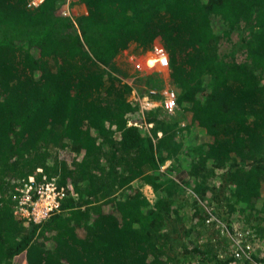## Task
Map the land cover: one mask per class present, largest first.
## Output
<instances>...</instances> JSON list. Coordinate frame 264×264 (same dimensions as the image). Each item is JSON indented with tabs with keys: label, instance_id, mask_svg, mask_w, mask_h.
<instances>
[{
	"label": "trees",
	"instance_id": "trees-1",
	"mask_svg": "<svg viewBox=\"0 0 264 264\" xmlns=\"http://www.w3.org/2000/svg\"><path fill=\"white\" fill-rule=\"evenodd\" d=\"M30 1L0 0V264L22 252L25 264H186L195 254L220 264L225 236L198 239L211 227L209 204L261 242L264 0H81L75 15L77 0ZM158 42L179 108L143 116L117 57ZM223 166L227 186L213 193ZM44 173L69 194L46 220L26 222L13 193ZM183 204L197 220L187 242L173 235Z\"/></svg>",
	"mask_w": 264,
	"mask_h": 264
},
{
	"label": "built area",
	"instance_id": "built-area-1",
	"mask_svg": "<svg viewBox=\"0 0 264 264\" xmlns=\"http://www.w3.org/2000/svg\"><path fill=\"white\" fill-rule=\"evenodd\" d=\"M41 1L31 0L29 5H38ZM153 50L159 55L156 58L146 57L145 67L154 68L157 65L170 67V56L164 46L155 44ZM135 58V54L131 53L130 60ZM134 101L139 104L142 114L159 106L164 113L175 114L179 108L176 89L170 85L162 89L151 87L144 94L136 91ZM131 123L142 124L137 121ZM68 194V186L60 183L57 176H48L44 173L38 178L35 174L29 175L16 186V192L13 193L16 199L15 213L26 222H42L60 210L62 200ZM207 222L211 224L216 222L217 228L221 231L220 237L225 236L228 240V247L221 248L218 253L219 258L223 260L220 264H264V252L260 250L263 248L260 246L262 242H259L257 234L251 228L238 224L231 227L211 209Z\"/></svg>",
	"mask_w": 264,
	"mask_h": 264
},
{
	"label": "rangeland",
	"instance_id": "rangeland-1",
	"mask_svg": "<svg viewBox=\"0 0 264 264\" xmlns=\"http://www.w3.org/2000/svg\"><path fill=\"white\" fill-rule=\"evenodd\" d=\"M68 5H69V2H68ZM70 6H72V8L70 9V11L72 10V12L75 14L77 13H82L84 12L86 9L85 8V4L83 1L81 0H77V1H74V2H70ZM73 15V14H72ZM215 18H218V17H215ZM217 21H220L217 19ZM221 22V21H220ZM220 22H218V24H220ZM236 37H237V33L236 32H233L232 35H231V39L230 38H227V37H222L221 38V42H220V51L221 52H224L226 51L227 49H231L232 47V43L236 40ZM157 44H160L162 45L161 43H157ZM135 43H131V45L125 49L118 57H117V63L118 65L124 69V71H126V75H124V78L127 76L126 79H129L134 87V92H131L129 98L133 99L134 100V96H135V93H136V89L138 91H141L142 88L144 87H158V86H161L162 83H163V80H162V77L160 76V74H158L159 70H161L160 66H157V69H155V71H148L150 69H147L145 67V59L146 57H149V58H156L159 54L158 52L157 53H152V52H155L153 48H150V49H141V50H135ZM163 46V45H162ZM165 48V47H164ZM151 52V53H149ZM131 53H134L136 58L134 60H130V54ZM240 57H242V54L239 55ZM138 63H140L143 68H141V65H139ZM170 68L169 67H163L162 70H169ZM161 70V71H162ZM147 74V76L145 77V75ZM124 79V80H126ZM170 81V79H169ZM161 84V85H160ZM160 88V87H158ZM140 107V106H139ZM177 115V114H176ZM187 120H183L182 121V124H186ZM182 160H180L178 162L181 163L182 165H184L185 167H189L186 164L183 163V160L185 159V157H181ZM172 160L171 159H168L166 160V162L164 163V165L162 166V168H165V170H169V168H171L170 172H174V167L171 166L172 164ZM175 163H173L174 165ZM226 167L223 166L221 169H220V172H221V175H218L215 180H213L214 184H213V189L211 188V190L214 192H217L219 193V188L223 187L224 186H227V180L225 181V175H226ZM173 170V171H172ZM179 171V170H178ZM177 172V171H176ZM194 179L192 180V184H194ZM137 184V182H135ZM144 191L146 192V194L148 196H151V193H153V191L151 190V185H145L143 187ZM210 189V187H209ZM188 190L192 191L191 188L189 187ZM207 193V192H206ZM205 193V195H206ZM155 197V196H154ZM212 194L210 191H208L207 193V196H206V199L207 201H211L213 200L212 199ZM207 201L205 200V203H207ZM184 207H181L178 205V213L179 215L182 216L183 220H182V223L183 224H177L178 228L175 229L176 231H174L173 235L175 236V239L176 241H178L179 239L182 240V241H188V238H190L189 236L186 235L185 233V228L187 226H190L191 224H193L195 221H197L196 219H194L193 217V213L195 211V208H193L192 205L188 204H183ZM214 206L215 205H211L210 204L208 206H206L208 209H211L212 211H214ZM217 209V208H216ZM175 216V215H174ZM208 216V215H207ZM207 218V217H206ZM222 219V218H221ZM224 220L225 222H227L229 225H230V222L226 221L225 219H222ZM233 221L235 222H239L238 220H236L235 217H233ZM165 224L166 226H168L169 228H171V220L170 218H168L166 221H165ZM174 224V223H173ZM210 224L211 227L207 226L206 227V234L205 232L201 235H199V243L202 244V246H206V244H208L207 242V239H208V233L209 231L210 232V235H214V237L217 239L220 238V230L217 228V224L216 223H208ZM184 225V226H183ZM166 226L164 227L165 230H167ZM173 226V225H172ZM200 228H203L202 225H199ZM81 231V234H83L85 231L84 229H80ZM196 232L193 233V237L196 236ZM175 241V242H176ZM262 242V245H260L261 247H263L262 249L260 250H263L264 252V239L261 241ZM217 243V242H216ZM180 244L182 245V242L180 241ZM181 245H178L177 247H172L171 249L174 251V250H177L179 253L181 252L182 248H180ZM189 245V244H188ZM191 246V245H189ZM179 247V248H178ZM178 248V249H177ZM189 250V249H188ZM172 251V252H173ZM175 252V251H174ZM193 259V260H192ZM200 259V260H199ZM202 258H200L197 254L193 255V257H191V260H187L186 261V264H204L202 261H201ZM26 263V255H25V252H22L20 254H18L17 256H15L14 258V261H13V264H25Z\"/></svg>",
	"mask_w": 264,
	"mask_h": 264
},
{
	"label": "crops",
	"instance_id": "crops-1",
	"mask_svg": "<svg viewBox=\"0 0 264 264\" xmlns=\"http://www.w3.org/2000/svg\"><path fill=\"white\" fill-rule=\"evenodd\" d=\"M85 8H86V6H85ZM85 10V9H84ZM159 43V42H158ZM135 47V46H134ZM149 53H151V52H149ZM152 53H157V52H152ZM157 66H159V65H157ZM157 66L156 67H154V68H147V69H150V70H148V71H155V69H157ZM160 68H161V70L163 69V67L162 66H160ZM170 68V67H169ZM159 70V72H158V74H160V76L162 77V80H163V83H162V85L161 86H158V87H160L159 89H162V88H164V87H167V86H173L172 85V83L169 81V79H170V69L169 70ZM147 76V74L145 75V77ZM127 78V76L124 78V79H126ZM126 81H130L129 79H126ZM129 83H131V82H129ZM132 84V83H131ZM155 87V86H154ZM158 87H156V88H158ZM149 88H151L150 86H148V87H144V88H142V90L141 91H139L140 93H145ZM136 91H138L137 89H136ZM132 92H134V87H133V89H132ZM132 98V97H131ZM130 98V99H131ZM133 100V99H132ZM139 110H140V107H139ZM145 114H143V116H144ZM231 226V225H230Z\"/></svg>",
	"mask_w": 264,
	"mask_h": 264
},
{
	"label": "bare ground",
	"instance_id": "bare-ground-1",
	"mask_svg": "<svg viewBox=\"0 0 264 264\" xmlns=\"http://www.w3.org/2000/svg\"><path fill=\"white\" fill-rule=\"evenodd\" d=\"M163 67V66H162Z\"/></svg>",
	"mask_w": 264,
	"mask_h": 264
}]
</instances>
